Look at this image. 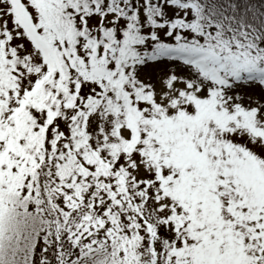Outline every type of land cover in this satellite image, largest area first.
<instances>
[{
  "label": "snow or ice",
  "instance_id": "snow-or-ice-1",
  "mask_svg": "<svg viewBox=\"0 0 264 264\" xmlns=\"http://www.w3.org/2000/svg\"><path fill=\"white\" fill-rule=\"evenodd\" d=\"M0 264H264V0H0Z\"/></svg>",
  "mask_w": 264,
  "mask_h": 264
}]
</instances>
